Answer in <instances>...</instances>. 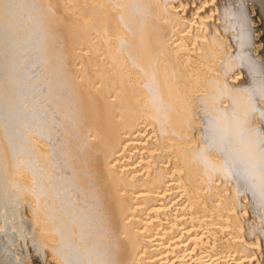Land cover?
Returning <instances> with one entry per match:
<instances>
[{"label":"bare ground","instance_id":"obj_1","mask_svg":"<svg viewBox=\"0 0 264 264\" xmlns=\"http://www.w3.org/2000/svg\"><path fill=\"white\" fill-rule=\"evenodd\" d=\"M235 3L0 0V177L25 158L56 264H264V91ZM26 53L58 81L43 106Z\"/></svg>","mask_w":264,"mask_h":264},{"label":"rangeland","instance_id":"obj_2","mask_svg":"<svg viewBox=\"0 0 264 264\" xmlns=\"http://www.w3.org/2000/svg\"><path fill=\"white\" fill-rule=\"evenodd\" d=\"M254 1L236 0L235 9L236 12L241 14L244 21L241 27V34L243 36V52L247 54L245 55L246 65L249 68L252 67V65L253 67L260 68V70L258 71V76L254 70H251L256 74L255 79L259 77L262 89L264 91V0ZM13 14L15 13L13 12ZM246 21H249V23H247ZM249 28L253 30L251 41L250 39L246 40L247 36L250 34ZM250 42H253L252 45H250ZM23 59L25 60V62H21V64L24 63V66L19 65V69L25 74L23 73V75L20 74L19 76L23 78L22 76L25 75V82H27V87L31 99L33 98V101L43 106L49 101L50 97L52 96V94L47 95L49 86H55V83L58 81L55 75H51L50 73L48 74L46 79L42 80L39 77V71L38 68L35 67L34 62L28 61V53L23 56ZM242 63H244V61H242ZM35 77H39L41 80H37L34 83H31V81ZM64 100H66V97H64L63 101ZM70 103L71 106L74 104V102L72 101H70ZM61 105L55 110L64 113V109L61 108ZM53 110L54 109H51L50 116L58 113L56 111L53 112ZM254 111L256 117L254 127H247L248 129H246V132H249V134L251 133L250 136L252 137H256L257 133H259L260 130L264 134V94L261 95L257 100ZM57 117H59V114L57 115ZM25 133L26 131H24V134ZM247 134H240V136H243L244 141ZM247 137H249V135ZM251 142L249 143V145H251V152L253 154L260 153L263 155V158H261L258 163H252V166H254L252 167V170H254L256 173H260L262 170L264 171V136L263 138L257 137L256 144L254 140V144H252ZM10 148V150H13L12 146ZM22 159L25 160V158L17 156L14 152L12 157L9 159L12 164L9 161L4 164L2 163V167L4 166V168L6 169L9 168L8 171L11 174H9L10 176L8 178H4L3 175L2 177H0V180L4 182V185L2 186L3 188L0 190V197L2 198V200H0V243L2 245V253L4 256H11L13 259H17L18 262H15L10 258L11 261L15 262L14 264H56V262L53 260L54 253L51 247L49 250V246H56L60 241L58 240L55 242H47L46 238H43L45 237V235H47L45 234V229L46 227H49V225L44 222L45 220L42 218L40 212L38 211L36 201L34 202L35 205H33L34 203L30 199L31 195L29 194V192H27L29 191V185L28 183H25V179L22 174H19V163L20 161H23ZM263 181L264 176H262L261 179L260 192H263L264 189ZM25 188H27V190ZM38 232L39 234H37ZM4 244L7 245L6 248L4 247ZM66 251L67 249H64V252Z\"/></svg>","mask_w":264,"mask_h":264},{"label":"water","instance_id":"obj_3","mask_svg":"<svg viewBox=\"0 0 264 264\" xmlns=\"http://www.w3.org/2000/svg\"><path fill=\"white\" fill-rule=\"evenodd\" d=\"M4 247L6 248V247H7V245H6V244H4ZM10 258H11L12 260H14L15 262H18V260H17V259H13L11 256H10Z\"/></svg>","mask_w":264,"mask_h":264}]
</instances>
